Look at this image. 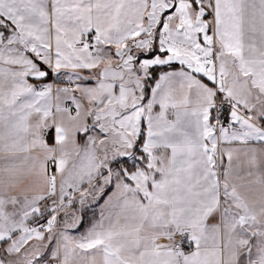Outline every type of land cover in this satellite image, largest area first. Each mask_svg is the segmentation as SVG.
Segmentation results:
<instances>
[{
    "label": "snow or ice",
    "instance_id": "1",
    "mask_svg": "<svg viewBox=\"0 0 264 264\" xmlns=\"http://www.w3.org/2000/svg\"><path fill=\"white\" fill-rule=\"evenodd\" d=\"M0 264H264V0H0Z\"/></svg>",
    "mask_w": 264,
    "mask_h": 264
}]
</instances>
